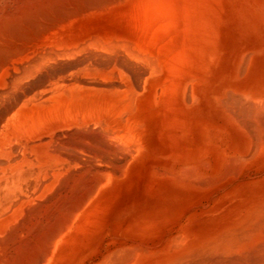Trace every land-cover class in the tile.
Instances as JSON below:
<instances>
[{
	"label": "bare ground",
	"instance_id": "6f19581e",
	"mask_svg": "<svg viewBox=\"0 0 264 264\" xmlns=\"http://www.w3.org/2000/svg\"><path fill=\"white\" fill-rule=\"evenodd\" d=\"M244 2L0 0V264H145L149 258L211 264L212 256L256 264L253 256L264 258V201L236 225L187 245L194 234L170 232L163 254L160 207L150 212L144 205L160 201L166 185L177 201L176 131L170 129L167 150L152 143L149 119L162 101L151 84L123 81L130 68L151 72L173 64L195 38L235 18ZM228 105L238 148L264 151V88L238 84L225 97ZM249 160L226 162L225 174ZM190 172L189 182L203 177Z\"/></svg>",
	"mask_w": 264,
	"mask_h": 264
},
{
	"label": "rangeland",
	"instance_id": "374dc122",
	"mask_svg": "<svg viewBox=\"0 0 264 264\" xmlns=\"http://www.w3.org/2000/svg\"><path fill=\"white\" fill-rule=\"evenodd\" d=\"M244 1L245 8L241 7L235 18H225L221 30L213 32V36L209 34L195 38L192 48L176 54L173 64H167L160 70L151 72L147 71V68L141 70L134 67L126 70L128 75L126 72L124 73L123 81L126 84L139 86L143 81L151 84L155 87L156 97L160 99V103L162 101L158 107L159 111L149 119V123L152 124L151 130L148 132L150 141L161 149L167 150L171 140L170 129L176 131L179 161L175 165L174 171L178 177H181L175 188L178 194L177 201L176 203L171 201L166 185L167 190L160 201L154 198V201L149 200L144 205V208L150 212H154L160 207L161 215H163L162 221L166 223L167 230L163 241V254L168 249L167 240L171 233V235L182 234L184 231L183 234L187 232L185 235L187 238H189L188 235L196 234L195 237L193 235L188 239L185 245L190 244L203 237L217 234L231 225H236L248 216L250 210L260 206L264 201V151H258L254 145V147L238 148L237 135L229 129L228 123L230 118L228 112L233 110L232 106L236 107V103L231 104L232 106H225V97L238 84L246 86L254 84L259 89L264 88V3L260 2V6L256 3L257 0ZM137 76L139 77L136 78ZM251 148L256 154H254L255 152L250 153ZM238 155L239 158H235ZM245 155L252 157L247 158ZM229 158L231 161L233 159L250 160L248 163L244 162L243 170L238 171L240 173L236 172L240 168L237 167L238 169L234 168V170L237 169L236 173L231 172L229 174L232 176H230L225 174L223 168L226 166L224 165L226 162H231ZM252 160L254 161L252 162ZM199 161L205 162L200 163ZM147 162H151V160ZM161 165H164L163 161H161ZM191 165L196 166L194 167L195 171L192 170ZM206 166L207 168H205ZM164 168L167 170V163ZM151 170L152 167H149L144 172L148 175ZM190 170L195 172V175L199 174L203 177L195 176L194 179H197L189 182L188 176L187 179L184 176L188 175L187 171ZM200 171L202 172L200 173ZM192 172L190 173L192 174ZM209 176H213V178H209ZM260 178L263 179L259 180ZM183 179H186L185 182L187 181L189 184L185 183ZM200 182L202 183L199 185ZM210 182L212 185L208 184ZM202 184L209 186L205 187ZM247 208L249 213L246 211ZM172 210L176 211L175 218L170 214ZM195 213L197 216L193 217ZM257 256H253L256 264H259L258 262L264 264L263 256H258L260 259H256ZM220 258L223 260L221 261ZM220 258L212 256L211 260L214 262L210 261L211 264H215L216 261V264H221V262L228 264L224 261L225 257ZM248 261L252 262L253 260ZM232 262L234 261L230 260L229 264ZM157 263L155 258H149L145 262V264Z\"/></svg>",
	"mask_w": 264,
	"mask_h": 264
}]
</instances>
